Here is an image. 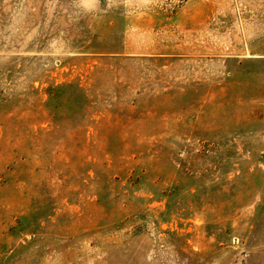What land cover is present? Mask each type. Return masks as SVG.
Wrapping results in <instances>:
<instances>
[{"label": "rangeland", "instance_id": "374dc122", "mask_svg": "<svg viewBox=\"0 0 264 264\" xmlns=\"http://www.w3.org/2000/svg\"><path fill=\"white\" fill-rule=\"evenodd\" d=\"M0 264H264V0H0Z\"/></svg>", "mask_w": 264, "mask_h": 264}]
</instances>
